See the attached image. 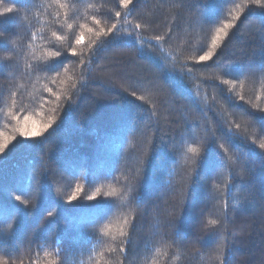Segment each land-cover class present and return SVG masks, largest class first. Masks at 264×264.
<instances>
[{"label": "trees", "instance_id": "1", "mask_svg": "<svg viewBox=\"0 0 264 264\" xmlns=\"http://www.w3.org/2000/svg\"><path fill=\"white\" fill-rule=\"evenodd\" d=\"M262 143L264 0H0V264H264Z\"/></svg>", "mask_w": 264, "mask_h": 264}, {"label": "snow or ice", "instance_id": "2", "mask_svg": "<svg viewBox=\"0 0 264 264\" xmlns=\"http://www.w3.org/2000/svg\"><path fill=\"white\" fill-rule=\"evenodd\" d=\"M120 3H122V4L124 5V7L127 8L128 5H130V4L133 3V0H120ZM256 3H260V0H256ZM12 11H13V9H11V8L6 9V12H9V13H10V12H12ZM116 15L119 16L120 13L117 12ZM113 27H115V25H113ZM83 39H84V37H83V35H81L80 39H78L76 42L79 44V43H81V42L83 41ZM54 55H57V56H58L59 53H55ZM212 55H213L212 52H208V53H206L205 55L200 56L199 59H200L201 61L209 60V59L212 57ZM141 99H143V97H141ZM48 126H49V125H44L43 127H44V128H47ZM237 127H239V125H237ZM22 134H23L24 136L28 137V136H36V135H38L39 133H38L37 130L34 128V129H32V130H22ZM260 147H261V148H264V143H262V144L260 145ZM3 151H4V147H3V146H0V152H3ZM190 151H192V152H196L197 149H196V148H191ZM78 190H79V189H78ZM17 199H20V197H17ZM70 199H73V200H74V199H76V197H75V196H72ZM90 199H91V197H90ZM24 203H27V201H24ZM49 215H51V213H49ZM210 223H211V224H217V220H211Z\"/></svg>", "mask_w": 264, "mask_h": 264}]
</instances>
